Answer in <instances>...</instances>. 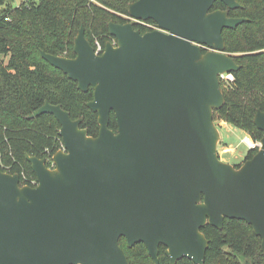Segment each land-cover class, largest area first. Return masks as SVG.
<instances>
[{
  "label": "water",
  "instance_id": "1",
  "mask_svg": "<svg viewBox=\"0 0 264 264\" xmlns=\"http://www.w3.org/2000/svg\"><path fill=\"white\" fill-rule=\"evenodd\" d=\"M216 1L136 0L130 19L158 28L142 33L135 20H112L115 40L99 54L82 25L76 57L43 50L80 89L94 88L88 106L100 131L89 135L60 104L46 102L30 116L54 114L64 149L53 156L55 168L27 155L36 186L0 169V264H131L122 237L130 247L145 243L155 264L162 244L171 264H205L202 227L223 228L226 218L251 224L264 251V136L236 168L219 158L214 119L225 103L220 75L240 67L225 51L223 30L247 18L212 10ZM254 121L264 131V111Z\"/></svg>",
  "mask_w": 264,
  "mask_h": 264
},
{
  "label": "trees",
  "instance_id": "2",
  "mask_svg": "<svg viewBox=\"0 0 264 264\" xmlns=\"http://www.w3.org/2000/svg\"><path fill=\"white\" fill-rule=\"evenodd\" d=\"M136 0H26L14 5L13 0H0V169L19 173L22 185L36 186L37 174L27 155L47 158L63 149L61 123L49 112L30 116L46 102L60 104L73 119L82 118L81 127L98 136V113L88 106L94 88L87 91L63 70L41 55L44 50L55 55L76 57L75 38L85 27L88 40L103 47L114 41L110 21H130L129 5ZM241 6L229 8L217 0L212 10H228L231 17H246L236 28H224L225 51L231 54L238 70L234 81L222 84L225 103L214 111V119L240 128L255 140L264 131L255 124L258 110L264 111V0H237ZM8 17V19H6ZM152 25L156 22L147 21ZM142 33L153 30L135 24ZM109 127L118 131L117 117L111 112ZM257 149H249L245 160ZM237 168L241 164L236 165ZM209 240L205 264H264L262 237L245 220L226 218L223 228L210 223L202 227ZM131 264H155L145 243L130 247L120 239ZM167 247L160 246V264H171ZM177 264H196L188 258Z\"/></svg>",
  "mask_w": 264,
  "mask_h": 264
},
{
  "label": "rangeland",
  "instance_id": "3",
  "mask_svg": "<svg viewBox=\"0 0 264 264\" xmlns=\"http://www.w3.org/2000/svg\"><path fill=\"white\" fill-rule=\"evenodd\" d=\"M22 2L23 0H13V4L15 6L20 5ZM134 20L135 19L131 18V21ZM134 22L136 24L138 21L135 20ZM42 52L43 50L40 52L41 55ZM215 124L217 125L220 131V138L217 145L219 158L221 161L232 164L237 168V164H243V162L245 161V157L250 149L249 146L244 142V138L252 136L250 135V133L220 119L215 120ZM49 167H56L54 160L52 166Z\"/></svg>",
  "mask_w": 264,
  "mask_h": 264
},
{
  "label": "built area",
  "instance_id": "4",
  "mask_svg": "<svg viewBox=\"0 0 264 264\" xmlns=\"http://www.w3.org/2000/svg\"><path fill=\"white\" fill-rule=\"evenodd\" d=\"M26 1V0H23ZM8 19V17L6 18ZM140 22H142L143 24L152 27V29H156L158 28L157 25H152L144 20H139ZM95 50L97 53L101 54L104 52L105 47H103V45L101 44V42L99 40H96L95 43ZM220 79H221V83L224 86L229 85L232 81H234L235 76L233 74V72H226L220 75ZM244 142L249 146L250 149H257L259 150L262 147V140H255L252 137L248 136L244 138Z\"/></svg>",
  "mask_w": 264,
  "mask_h": 264
},
{
  "label": "flooded vegetation",
  "instance_id": "5",
  "mask_svg": "<svg viewBox=\"0 0 264 264\" xmlns=\"http://www.w3.org/2000/svg\"><path fill=\"white\" fill-rule=\"evenodd\" d=\"M146 22H147V21H146ZM137 23H142V22L138 21ZM142 24H143V23H142ZM156 25H157V24H156ZM203 50L206 52V51H209L210 48H209L208 46L204 45V46H203Z\"/></svg>",
  "mask_w": 264,
  "mask_h": 264
}]
</instances>
